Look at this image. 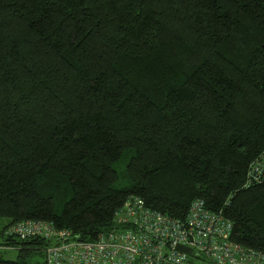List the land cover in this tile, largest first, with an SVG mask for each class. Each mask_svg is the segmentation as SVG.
<instances>
[{"label": "trees", "instance_id": "obj_1", "mask_svg": "<svg viewBox=\"0 0 264 264\" xmlns=\"http://www.w3.org/2000/svg\"><path fill=\"white\" fill-rule=\"evenodd\" d=\"M263 156L264 0H0V264L47 246L17 223L94 241L131 196L264 251Z\"/></svg>", "mask_w": 264, "mask_h": 264}, {"label": "built area", "instance_id": "obj_2", "mask_svg": "<svg viewBox=\"0 0 264 264\" xmlns=\"http://www.w3.org/2000/svg\"><path fill=\"white\" fill-rule=\"evenodd\" d=\"M263 182L264 156L251 164L246 187ZM233 229V222L203 199H195L179 219L131 196L116 212L115 227L94 241L32 220L12 226L8 235L44 241L47 264H264V251L233 241Z\"/></svg>", "mask_w": 264, "mask_h": 264}, {"label": "rangeland", "instance_id": "obj_3", "mask_svg": "<svg viewBox=\"0 0 264 264\" xmlns=\"http://www.w3.org/2000/svg\"><path fill=\"white\" fill-rule=\"evenodd\" d=\"M9 220L5 218H0V253L3 259L5 260H18L20 261L19 254L20 248L15 247H7L2 246L3 239L1 238V234L4 231V227L7 226ZM6 236V235H5ZM16 241H20L19 238H14ZM46 262V253L44 251L39 254L33 255L31 258L26 260V264H44Z\"/></svg>", "mask_w": 264, "mask_h": 264}, {"label": "water", "instance_id": "obj_4", "mask_svg": "<svg viewBox=\"0 0 264 264\" xmlns=\"http://www.w3.org/2000/svg\"><path fill=\"white\" fill-rule=\"evenodd\" d=\"M178 250L185 252V253H189V249L181 247V246L178 247Z\"/></svg>", "mask_w": 264, "mask_h": 264}]
</instances>
